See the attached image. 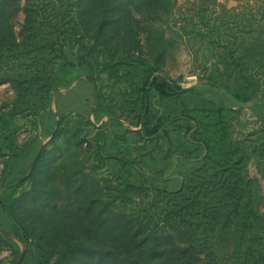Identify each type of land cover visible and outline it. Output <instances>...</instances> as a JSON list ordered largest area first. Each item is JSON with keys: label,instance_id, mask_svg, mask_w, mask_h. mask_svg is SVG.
<instances>
[{"label": "rangeland", "instance_id": "rangeland-1", "mask_svg": "<svg viewBox=\"0 0 264 264\" xmlns=\"http://www.w3.org/2000/svg\"><path fill=\"white\" fill-rule=\"evenodd\" d=\"M210 102L230 172L181 113ZM109 213L176 264H264V0H0V264H103Z\"/></svg>", "mask_w": 264, "mask_h": 264}, {"label": "trees", "instance_id": "trees-1", "mask_svg": "<svg viewBox=\"0 0 264 264\" xmlns=\"http://www.w3.org/2000/svg\"><path fill=\"white\" fill-rule=\"evenodd\" d=\"M132 79L131 82H133L135 87L131 86L127 90L137 92L140 99L139 103L143 105L146 93V80ZM149 86L154 93V97L156 96L158 100H164L169 96L171 87L164 79L153 78ZM192 105L195 107H190L187 114L186 112L181 113L189 115L200 128L201 141L211 154L215 166L223 171H232V166L230 165L234 158V145L228 136L227 108L222 107V105H213L212 102L208 105L200 104L199 109L196 108L199 104L193 103ZM157 121H161L160 118L157 117ZM148 125L149 120L146 118L144 130L153 133L156 127L149 129ZM222 156L224 157L221 158ZM101 219L107 224H114L115 226L113 230H110V228L108 230V237L115 242L106 244L103 249L96 248L102 253L103 264H176L171 252L168 253V247L155 246L159 238L157 234L147 233L143 239L137 240V233L133 230L135 227L134 219L117 213H109ZM136 241H139L138 244H136ZM143 243H145V246L142 245Z\"/></svg>", "mask_w": 264, "mask_h": 264}]
</instances>
